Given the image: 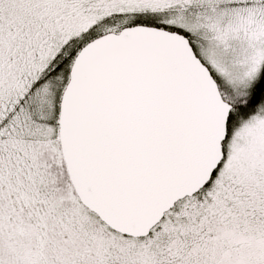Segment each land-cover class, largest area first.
<instances>
[{"label":"snow or ice","instance_id":"6c2138e0","mask_svg":"<svg viewBox=\"0 0 264 264\" xmlns=\"http://www.w3.org/2000/svg\"><path fill=\"white\" fill-rule=\"evenodd\" d=\"M0 264H264V0H0Z\"/></svg>","mask_w":264,"mask_h":264}]
</instances>
